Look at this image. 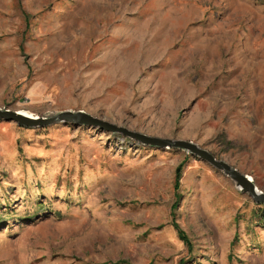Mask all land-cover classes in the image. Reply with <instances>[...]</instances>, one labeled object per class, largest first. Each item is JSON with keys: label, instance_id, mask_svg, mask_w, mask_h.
<instances>
[{"label": "rangeland", "instance_id": "374dc122", "mask_svg": "<svg viewBox=\"0 0 264 264\" xmlns=\"http://www.w3.org/2000/svg\"><path fill=\"white\" fill-rule=\"evenodd\" d=\"M0 109L191 143L264 193V5L0 0ZM0 264H264V204L183 149L0 120Z\"/></svg>", "mask_w": 264, "mask_h": 264}, {"label": "water", "instance_id": "95a60500", "mask_svg": "<svg viewBox=\"0 0 264 264\" xmlns=\"http://www.w3.org/2000/svg\"><path fill=\"white\" fill-rule=\"evenodd\" d=\"M0 120H4L6 122H15L18 126L27 128L45 127L57 122L74 123L80 126L97 128L101 131L110 132L113 134H120L142 145H148L163 149H183L197 156L201 160L207 162L216 170L223 171L226 175L230 176V178L234 182H236V187L239 188L241 192L248 193L255 203L264 204V193L260 192L249 178L240 175L236 170L231 169L228 165L220 161H216L206 151L200 150L191 143L183 141H170L141 135L132 131H128L123 127H118L114 124H110L100 119L93 118L92 116L81 111L76 113H73L71 111H64L58 113L54 117L39 118L28 117L24 114H21L19 111L0 109Z\"/></svg>", "mask_w": 264, "mask_h": 264}, {"label": "trees", "instance_id": "16d2710c", "mask_svg": "<svg viewBox=\"0 0 264 264\" xmlns=\"http://www.w3.org/2000/svg\"><path fill=\"white\" fill-rule=\"evenodd\" d=\"M252 4H254L255 6H263L264 4L263 3H258L256 0H251ZM180 176H181V169L178 167L176 169V179H175V186L177 187L178 186V183H179V179H180ZM179 230V229H178ZM178 235L181 239H183L185 242H186V245L190 248V243L189 241L187 240V237L185 236V234L179 230L178 231Z\"/></svg>", "mask_w": 264, "mask_h": 264}, {"label": "bare ground", "instance_id": "6f19581e", "mask_svg": "<svg viewBox=\"0 0 264 264\" xmlns=\"http://www.w3.org/2000/svg\"><path fill=\"white\" fill-rule=\"evenodd\" d=\"M21 114H24V113L21 112ZM24 115H26V114H24ZM26 116H28V115H26ZM28 117H30V116H28ZM92 128H93V127H92Z\"/></svg>", "mask_w": 264, "mask_h": 264}]
</instances>
